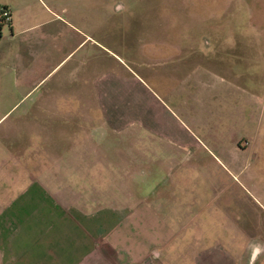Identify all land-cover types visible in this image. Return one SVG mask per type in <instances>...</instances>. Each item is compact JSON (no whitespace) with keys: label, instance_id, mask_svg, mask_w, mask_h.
I'll list each match as a JSON object with an SVG mask.
<instances>
[{"label":"crops","instance_id":"obj_1","mask_svg":"<svg viewBox=\"0 0 264 264\" xmlns=\"http://www.w3.org/2000/svg\"><path fill=\"white\" fill-rule=\"evenodd\" d=\"M14 8L11 39L27 35L30 42L0 53L3 62L14 60L2 67L9 73L0 74V86L15 76L11 88L22 92L12 102L28 107L0 134V264H249V245L240 254L234 250L235 223L191 218L188 192L174 181L178 174L155 172L149 182L143 169L116 171L109 149L115 140L97 135L139 122L169 163L182 152L206 149L194 129L220 127L233 72L229 58L217 54L227 52L229 39L180 30L176 41L168 32L135 53L134 60L146 61L136 66L95 40V48L78 55L91 36L74 48L66 6ZM45 40L53 51L38 52ZM26 122L29 142L19 147L13 141Z\"/></svg>","mask_w":264,"mask_h":264},{"label":"rangeland","instance_id":"obj_2","mask_svg":"<svg viewBox=\"0 0 264 264\" xmlns=\"http://www.w3.org/2000/svg\"><path fill=\"white\" fill-rule=\"evenodd\" d=\"M43 4L56 11L68 7L74 48L84 37L91 36L75 51L78 55L95 48L92 41L95 40L136 66H144L146 61L134 60L135 53L147 50L151 40L158 42L168 32L176 41L180 39L177 37L180 30L203 33V37L214 42L229 39L227 52L217 54L229 58L233 72L225 92L220 127L215 126L206 133L194 129L206 149L182 152L178 161L169 163V154L152 143V139L157 140L156 136L144 132L139 122L126 130L101 128L97 135L105 134L107 139L115 140L109 149L115 153L112 169L116 171L122 166L136 172L143 169L147 181L155 172L178 174L174 181L179 190L188 192L186 200L190 203L191 218L199 223H235L240 229L236 232V253L245 251L244 244L249 245V264L252 261L264 264V0H0V12L5 8L13 10L15 6L18 8L15 11L29 13L40 10ZM3 25L5 39L0 40V53L9 52L17 45L26 47L30 42L27 35L11 39L9 23ZM51 48L46 40L38 44V52L48 53L53 51ZM5 59L3 62L0 57L2 75L9 73H2V67L14 63L11 58ZM13 79L12 75L10 85L0 86V117L7 111L10 116V120L0 124V134L28 107L26 104L15 106L12 102L15 93L22 92L11 88L15 86ZM4 94L9 96L7 103H1ZM165 99L172 106L177 104ZM23 124L24 129L13 141L19 147L26 145L28 139L29 122ZM75 127L70 126L69 131H75ZM88 128L83 130L92 132ZM103 145L107 144L99 146ZM101 150L99 147L100 153Z\"/></svg>","mask_w":264,"mask_h":264},{"label":"built area","instance_id":"obj_3","mask_svg":"<svg viewBox=\"0 0 264 264\" xmlns=\"http://www.w3.org/2000/svg\"><path fill=\"white\" fill-rule=\"evenodd\" d=\"M11 12L9 10L3 9L0 12V21L2 24H8L11 21Z\"/></svg>","mask_w":264,"mask_h":264},{"label":"trees","instance_id":"obj_4","mask_svg":"<svg viewBox=\"0 0 264 264\" xmlns=\"http://www.w3.org/2000/svg\"><path fill=\"white\" fill-rule=\"evenodd\" d=\"M6 9V8H5ZM6 10H8V9H6ZM3 26V24H1V21H0V27H2Z\"/></svg>","mask_w":264,"mask_h":264},{"label":"flooded vegetation","instance_id":"obj_5","mask_svg":"<svg viewBox=\"0 0 264 264\" xmlns=\"http://www.w3.org/2000/svg\"><path fill=\"white\" fill-rule=\"evenodd\" d=\"M2 24V23H1Z\"/></svg>","mask_w":264,"mask_h":264}]
</instances>
